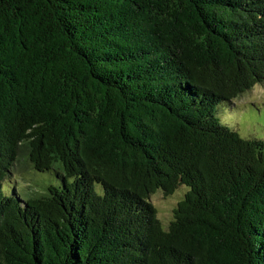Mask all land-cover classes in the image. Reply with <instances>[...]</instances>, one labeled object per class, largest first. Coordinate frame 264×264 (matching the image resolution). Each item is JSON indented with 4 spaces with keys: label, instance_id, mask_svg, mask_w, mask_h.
<instances>
[{
    "label": "trees",
    "instance_id": "trees-1",
    "mask_svg": "<svg viewBox=\"0 0 264 264\" xmlns=\"http://www.w3.org/2000/svg\"><path fill=\"white\" fill-rule=\"evenodd\" d=\"M263 82L264 0H0V264H264V139L217 111Z\"/></svg>",
    "mask_w": 264,
    "mask_h": 264
},
{
    "label": "rangeland",
    "instance_id": "rangeland-1",
    "mask_svg": "<svg viewBox=\"0 0 264 264\" xmlns=\"http://www.w3.org/2000/svg\"><path fill=\"white\" fill-rule=\"evenodd\" d=\"M218 116L246 138L264 139V82L256 84L253 89L236 98L231 106L223 102L218 108ZM15 188L22 196L41 195L50 185H59V179L50 172L36 171L27 153L21 152L15 170ZM100 189L101 186L98 185ZM189 190L181 185L173 194L167 195L163 190H157L150 197L157 210V216L167 227L174 216V209Z\"/></svg>",
    "mask_w": 264,
    "mask_h": 264
}]
</instances>
